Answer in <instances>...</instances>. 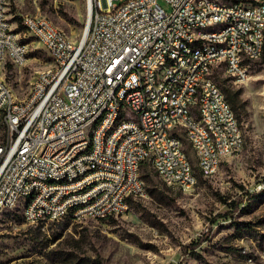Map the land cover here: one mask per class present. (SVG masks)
I'll use <instances>...</instances> for the list:
<instances>
[{"label":"built area","instance_id":"built-area-1","mask_svg":"<svg viewBox=\"0 0 264 264\" xmlns=\"http://www.w3.org/2000/svg\"><path fill=\"white\" fill-rule=\"evenodd\" d=\"M85 1V29L77 40L48 25L44 16H21L25 30L58 54V71L37 73L30 103H7L8 86L0 78V116L10 133V141L0 135V208L18 204L30 224L55 221L79 200H87V207L73 221L126 213L144 164L164 184L192 191L197 179L187 172L184 147L177 146V138L188 137L173 133V125L190 126L186 110H196L201 123L217 131L219 154L223 157L227 148L237 154L234 125L222 111V97L207 84L206 63L215 70L223 56H231L223 69L237 70L245 84L249 74L236 66L237 49L245 50L246 64L252 55L261 59L264 51V0ZM214 1H222V8H214ZM207 13H216V22L231 21V29L216 37L194 32L195 24H212L206 22ZM241 34L255 37L258 48L245 49ZM180 36L200 39L204 46L224 44V51L185 57L188 44H180ZM25 60L24 46L0 8V65L16 61L20 67ZM174 67H181V74H174ZM122 73H129V80H122ZM123 88H130V96H123ZM153 98L162 103L160 120H153ZM141 107H150V115L138 116ZM103 109H110V118H102L92 144H85L87 120ZM121 110L136 111V119L112 130ZM191 128L204 141L197 127ZM125 132H132V139H125ZM209 147L192 145L204 177L217 172ZM200 155H207V162H200ZM55 175H64L60 188H51ZM85 180H92L91 188L82 189ZM17 194H27V201L17 202Z\"/></svg>","mask_w":264,"mask_h":264},{"label":"rangeland","instance_id":"rangeland-1","mask_svg":"<svg viewBox=\"0 0 264 264\" xmlns=\"http://www.w3.org/2000/svg\"><path fill=\"white\" fill-rule=\"evenodd\" d=\"M8 6L27 53L20 67L3 62L0 78L23 99L37 73L52 61L22 26L21 16H44L77 40L85 29L86 1L19 0ZM248 66L245 84L233 83L219 66L213 70L243 136L242 149L223 159L214 175L199 172L191 146L182 137L197 179L192 191L164 184L144 164L140 176L145 195L132 198L124 215L30 224L20 210L4 213L0 264H264V58ZM180 134L186 137L184 130Z\"/></svg>","mask_w":264,"mask_h":264},{"label":"bare ground","instance_id":"bare-ground-1","mask_svg":"<svg viewBox=\"0 0 264 264\" xmlns=\"http://www.w3.org/2000/svg\"><path fill=\"white\" fill-rule=\"evenodd\" d=\"M19 0H0V8L2 15H8V5L11 2ZM25 1V0H24ZM214 8H222V1H214ZM47 24L54 26L55 29H58L50 20L46 18ZM206 22L212 24H195L194 32L203 33V36L206 37H216L219 33L228 32L231 29V21L219 20L216 22V13H207ZM180 44H188V50H185V57H192V52H202L209 54H221L224 51V44H216L212 46H204L202 40L200 39H191L188 36H180ZM241 44L244 45L245 49L258 48V41H255V37L249 36L248 34H241ZM19 46H24V53H27L26 46L19 42ZM50 58L51 65L47 69L40 71L39 73H53L58 71V54L56 51L46 49ZM259 59V55H252L251 61ZM13 65H17L16 61H9ZM23 63V62H22ZM231 64V56H223V63H216V67H221L223 65ZM236 66L237 68H242L243 74H249L248 64L245 61V50L237 49L236 57ZM213 63H206V74H207V84L210 89H214L217 97H222V111L227 114L230 124L234 125V134L235 141L238 143V152L242 149L243 146V136L238 124L237 119L234 116V113L226 101L223 93L215 84L213 79ZM224 73L229 77L235 84H244V79H238L237 70L233 69H223ZM174 74H181V67H174ZM122 80H129V73H122ZM35 84L36 77L34 82L31 85L30 91L27 96L21 99V104L30 103V97L32 94H35ZM123 96H130V88H123ZM7 103H19L11 89L7 87ZM153 105H155V111L153 112V120H160L164 118V111H162V103H160V98H153ZM150 115V107H141L138 109V116H147ZM102 118H110V109H103L96 111L95 119L87 120V130L85 131V144H92L95 139V131L102 127ZM186 118L190 123V126H181L173 125V133L180 134V131L184 130L186 137H188L189 144H192L195 149L205 148L206 145L209 147V155L215 156V163H217V168L223 159L228 158L236 154L234 148H227V153L219 154L220 152V141L217 136V131L210 127L209 123H201V114L196 110H186ZM136 119V111L121 110V115H118L112 120V130H119L120 127H123L125 124H132V120ZM191 127H197V130L201 132L204 137V141L198 136V134L193 133ZM0 135H3V141H10V133H6V122L4 116H0ZM125 139H132V132H125ZM192 145L191 149H192ZM177 146H183V139L177 138ZM186 153V152H185ZM200 162H207V155H200ZM141 168V167H140ZM198 168V160H197ZM199 170V168H198ZM187 172H189L192 179H196L194 174V169L189 161L187 163ZM200 172V170H199ZM136 181H138L139 189H130V196L142 197L145 195V185L142 181V178L139 174H136ZM64 184V175H55L51 177V188H60ZM171 185V184H167ZM176 185L179 189L185 192V187L182 184H172ZM92 187V180H85L82 182V189H89ZM142 193V194H141ZM27 194H17V202H26ZM87 207V200H79L78 203H72L70 205V211H67L66 214H61L56 218V220L62 218L74 219L78 211H81L82 208ZM18 210V204H11L9 208H0V215L4 212H14ZM125 213H121L124 215ZM46 220H37L35 224L44 223Z\"/></svg>","mask_w":264,"mask_h":264},{"label":"trees","instance_id":"trees-1","mask_svg":"<svg viewBox=\"0 0 264 264\" xmlns=\"http://www.w3.org/2000/svg\"><path fill=\"white\" fill-rule=\"evenodd\" d=\"M262 57L264 58V51H263V55H262ZM214 79V78H213ZM227 100V99H226ZM228 102V101H227ZM141 177V176H140ZM142 178V177H141ZM143 181V180H142ZM132 198H136V196H132ZM132 201V199L130 198V199H128V205H129V203ZM4 213H8V212H4ZM4 213H2L1 215H3ZM0 215V216H1ZM198 245V243L197 244H195V245H193V248L195 247V246H197ZM181 264H185V262H183V263H181Z\"/></svg>","mask_w":264,"mask_h":264}]
</instances>
